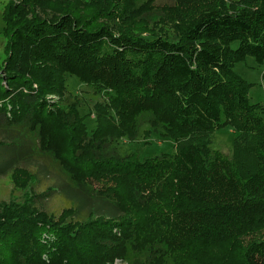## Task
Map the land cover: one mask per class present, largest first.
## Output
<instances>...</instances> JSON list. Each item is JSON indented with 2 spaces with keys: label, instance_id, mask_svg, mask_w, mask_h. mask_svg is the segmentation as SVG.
<instances>
[{
  "label": "trees",
  "instance_id": "obj_1",
  "mask_svg": "<svg viewBox=\"0 0 264 264\" xmlns=\"http://www.w3.org/2000/svg\"><path fill=\"white\" fill-rule=\"evenodd\" d=\"M157 1L6 4L0 180L46 156L67 180L57 216L0 208V264H264V106L234 72L264 66V0ZM66 76L106 97L90 133ZM143 125L174 152L119 155Z\"/></svg>",
  "mask_w": 264,
  "mask_h": 264
},
{
  "label": "rangeland",
  "instance_id": "obj_2",
  "mask_svg": "<svg viewBox=\"0 0 264 264\" xmlns=\"http://www.w3.org/2000/svg\"><path fill=\"white\" fill-rule=\"evenodd\" d=\"M10 0H0V67L3 66L6 58L5 37L2 35L3 21L2 12ZM146 0H139L145 2ZM169 4L170 0H158L157 4ZM73 8V7H72ZM48 11H52L48 9ZM237 43L232 44L236 48ZM234 72L246 82L251 84L249 100L251 103H259L264 106V66L257 65L251 57L234 66ZM66 97L73 98L78 102V112L83 118V124L88 133L96 128V117L94 106L106 104L104 93L97 91L93 87L79 83L74 77L66 76L65 81ZM52 99H58L52 96ZM264 119V114H263ZM236 134L230 126H225L216 130L213 134L210 148L230 157L232 154L233 140ZM114 148L119 155H126L135 152L140 159L158 156L160 154H171L174 152V143L162 137L148 125H143L136 139H122L116 142ZM46 156L35 161V165H29V173L33 175V180L28 173H19L0 180V208L7 205L33 206L47 213L58 215L65 206L63 199L56 193L49 194L50 188L66 179L59 168ZM37 167V165H39ZM36 180V181H35ZM34 181V183H32ZM17 182H22L20 186ZM32 183V184H31Z\"/></svg>",
  "mask_w": 264,
  "mask_h": 264
}]
</instances>
